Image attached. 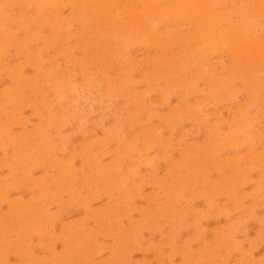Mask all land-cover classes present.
Instances as JSON below:
<instances>
[{
    "label": "rangeland",
    "instance_id": "374dc122",
    "mask_svg": "<svg viewBox=\"0 0 264 264\" xmlns=\"http://www.w3.org/2000/svg\"><path fill=\"white\" fill-rule=\"evenodd\" d=\"M0 264H264V0H0Z\"/></svg>",
    "mask_w": 264,
    "mask_h": 264
},
{
    "label": "bare ground",
    "instance_id": "6f19581e",
    "mask_svg": "<svg viewBox=\"0 0 264 264\" xmlns=\"http://www.w3.org/2000/svg\"><path fill=\"white\" fill-rule=\"evenodd\" d=\"M132 14H133V13H132ZM135 15L138 16L137 14H135ZM109 17H110V15L107 16V19H108ZM107 19L105 18L106 22H107V21L111 22V20H107ZM109 19H110V18H109ZM97 20H99V19H97ZM100 20H101V19H100ZM103 20H104V19H102V21H103ZM105 20H104V22H105ZM94 22H95V21H94ZM106 22H105V23H106ZM109 22H108V23H109ZM109 24H110V23H109ZM112 24H113V23H111V27H112ZM103 26H104V25H103ZM103 26H102V27H103ZM105 26H106V25H105ZM115 29H117V28H115ZM101 31L104 32L103 30H101ZM101 31H100V32H101ZM106 31H107V30H106ZM112 32H114V31H112ZM98 35H99V34H98ZM113 39H114V38H113ZM12 93H13V92H12Z\"/></svg>",
    "mask_w": 264,
    "mask_h": 264
}]
</instances>
